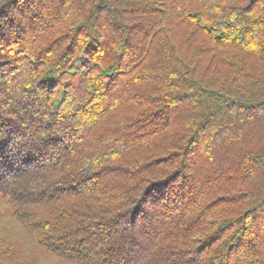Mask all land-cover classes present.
Here are the masks:
<instances>
[{"label":"trees","instance_id":"1","mask_svg":"<svg viewBox=\"0 0 264 264\" xmlns=\"http://www.w3.org/2000/svg\"><path fill=\"white\" fill-rule=\"evenodd\" d=\"M37 255L264 264V0H0V264Z\"/></svg>","mask_w":264,"mask_h":264},{"label":"rangeland","instance_id":"2","mask_svg":"<svg viewBox=\"0 0 264 264\" xmlns=\"http://www.w3.org/2000/svg\"><path fill=\"white\" fill-rule=\"evenodd\" d=\"M4 234H2V237L3 238H6L7 237V235L5 234L4 236H3ZM6 239H8V238H6ZM9 240V239H8ZM37 258L39 259V260H41L42 261V264H59V262H56V261H49V260H46V259H43V258H41V257H39L38 255H37Z\"/></svg>","mask_w":264,"mask_h":264}]
</instances>
